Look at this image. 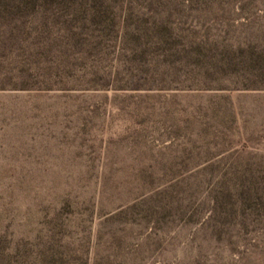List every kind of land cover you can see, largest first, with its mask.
<instances>
[{
	"label": "rangeland",
	"instance_id": "1",
	"mask_svg": "<svg viewBox=\"0 0 264 264\" xmlns=\"http://www.w3.org/2000/svg\"><path fill=\"white\" fill-rule=\"evenodd\" d=\"M0 264H264V0H0Z\"/></svg>",
	"mask_w": 264,
	"mask_h": 264
}]
</instances>
